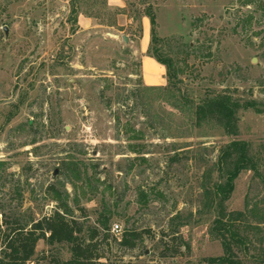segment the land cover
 Wrapping results in <instances>:
<instances>
[{
  "label": "rangeland",
  "instance_id": "rangeland-1",
  "mask_svg": "<svg viewBox=\"0 0 264 264\" xmlns=\"http://www.w3.org/2000/svg\"><path fill=\"white\" fill-rule=\"evenodd\" d=\"M123 1L137 21L132 43L112 34L120 11L105 0H0V219L29 224L65 201L91 242L90 264L221 257L218 158L239 141L256 171L238 175L223 211L242 214L243 244L232 245L240 264H264V0ZM146 12L157 38L149 46L170 65L160 89L142 85L131 48ZM172 94L190 108L238 102L234 134L174 109ZM128 232L140 235L133 249L119 245ZM70 256L67 245L39 242L33 263Z\"/></svg>",
  "mask_w": 264,
  "mask_h": 264
},
{
  "label": "trees",
  "instance_id": "trees-1",
  "mask_svg": "<svg viewBox=\"0 0 264 264\" xmlns=\"http://www.w3.org/2000/svg\"><path fill=\"white\" fill-rule=\"evenodd\" d=\"M145 16L150 23V44L156 43L155 18L151 12H146ZM147 55L165 68L169 84L171 82L169 63L163 60L156 50L152 51L150 46ZM173 86L176 87L174 84ZM167 87L165 88L167 89ZM172 91L170 90L167 94L170 95L173 93ZM176 91L178 92V90ZM169 101H172L171 106L176 110L184 112L193 110V115L198 124L207 121L220 124L226 135L234 134L236 113L240 108H243L238 102H234L231 98L225 96H217L200 102L194 108L188 107V99L183 95L174 96L172 94ZM218 164L224 172V182L216 184L213 191L217 207L214 235L221 242L223 255L221 257L206 258L197 263L186 262L184 264H240L233 252L232 245L243 244L241 237L234 231V222L242 214L231 213L225 215L223 204L233 192L234 180L238 175L242 171H256V168L249 154L248 145L239 141H232L224 147L218 158ZM73 213L67 203L61 201L49 215L31 221L29 224L22 225L17 220L0 219V264H32L36 254V246L39 242H43L50 247L67 245L71 255L68 264H90L91 242L85 244V240L81 238L83 225L73 217ZM106 224L105 221L103 223L105 230H107ZM95 236H97V231L93 230L89 233V240L93 241ZM139 237V234L128 232L119 245L127 249H133L136 247ZM180 243L189 252V246L185 245L182 240H180ZM178 253L180 252L177 249L163 257H174Z\"/></svg>",
  "mask_w": 264,
  "mask_h": 264
},
{
  "label": "crops",
  "instance_id": "crops-1",
  "mask_svg": "<svg viewBox=\"0 0 264 264\" xmlns=\"http://www.w3.org/2000/svg\"><path fill=\"white\" fill-rule=\"evenodd\" d=\"M106 7L109 9L119 10L114 23L109 27L112 34L126 38L127 42L132 43L135 37V28L137 21L129 12L124 13L126 4L123 0H105ZM84 23H92V20L83 18ZM140 23V33L133 48V54L140 57L141 81L144 87H162L166 83L165 68L157 63L153 58L147 55L150 45V23L145 15H142L138 21ZM85 25V24H84ZM139 25V24H138ZM89 26V25H88Z\"/></svg>",
  "mask_w": 264,
  "mask_h": 264
},
{
  "label": "built area",
  "instance_id": "built-area-1",
  "mask_svg": "<svg viewBox=\"0 0 264 264\" xmlns=\"http://www.w3.org/2000/svg\"><path fill=\"white\" fill-rule=\"evenodd\" d=\"M111 232L114 233L115 235L118 234L120 232L119 226L117 225L113 226V228L111 229Z\"/></svg>",
  "mask_w": 264,
  "mask_h": 264
},
{
  "label": "water",
  "instance_id": "water-1",
  "mask_svg": "<svg viewBox=\"0 0 264 264\" xmlns=\"http://www.w3.org/2000/svg\"><path fill=\"white\" fill-rule=\"evenodd\" d=\"M124 43H127V39L126 38H122Z\"/></svg>",
  "mask_w": 264,
  "mask_h": 264
}]
</instances>
